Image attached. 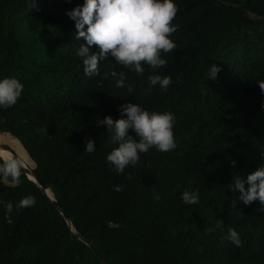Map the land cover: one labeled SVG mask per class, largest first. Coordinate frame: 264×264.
Wrapping results in <instances>:
<instances>
[{
    "label": "trees",
    "instance_id": "trees-1",
    "mask_svg": "<svg viewBox=\"0 0 264 264\" xmlns=\"http://www.w3.org/2000/svg\"><path fill=\"white\" fill-rule=\"evenodd\" d=\"M175 2L177 47L157 70L173 83L146 95L147 67L138 75L108 57L99 75H84L76 55L84 41L66 15L83 0H37L31 9L26 0H0V77L24 84L16 105L0 109V134L22 147L71 224L23 170L17 187L0 176L4 201L36 198L11 213L0 207V264H264L261 205H234L239 194L227 188L234 174L264 163V0ZM211 64L221 69L214 80L206 77ZM106 72H123L133 92L116 89ZM127 102L172 112L177 147L153 148L117 174L106 161L116 145L98 123L120 118ZM86 138L96 144L92 154ZM185 190H198L199 203H182ZM229 228L240 247L225 239Z\"/></svg>",
    "mask_w": 264,
    "mask_h": 264
},
{
    "label": "clouds",
    "instance_id": "clouds-1",
    "mask_svg": "<svg viewBox=\"0 0 264 264\" xmlns=\"http://www.w3.org/2000/svg\"><path fill=\"white\" fill-rule=\"evenodd\" d=\"M31 8L37 6V0H26ZM178 12L175 0H83L66 12L74 21L76 32L74 38L80 43L76 55L81 58L84 75L97 76L100 73V62L111 57L116 65L131 69L138 75H143L145 68L151 69L147 77L148 87L144 94H151L154 88L167 91L173 83L171 76L161 75L158 69L167 64L165 55L176 49L177 44L171 34L177 31L178 25L172 23ZM93 46L97 49L93 51ZM221 71L216 64L208 65L207 79H216ZM111 75L115 78L116 89L126 88L133 92V86L126 83L125 74L117 77L115 72L104 74V79ZM264 93V82L258 83ZM24 84L15 76L0 77V109L11 108L21 98ZM264 110V101L260 104ZM121 117L113 119L111 115L100 119L98 125H103L109 133L110 141L116 145L107 155L106 161L117 174H123L126 168H135L140 162L141 154L151 149L158 152H171L177 147L174 138L175 116L170 111H150L140 103H123L118 105ZM96 144L91 138L85 139L84 152L94 153ZM236 160L230 164L235 166ZM21 164L16 159H4L0 162V176L11 179V186L21 183ZM232 193H238L237 202L250 205L259 201L261 212H264V163L246 176L233 175L227 185ZM113 191H123L122 185L113 186ZM153 198L159 201L160 196L153 193ZM182 203L195 205L199 203L198 190H185L181 193ZM36 204V198L27 195L19 199L15 206L10 201L0 198V207L6 212L29 208ZM225 239L236 247L242 244L239 232L229 228Z\"/></svg>",
    "mask_w": 264,
    "mask_h": 264
},
{
    "label": "water",
    "instance_id": "water-1",
    "mask_svg": "<svg viewBox=\"0 0 264 264\" xmlns=\"http://www.w3.org/2000/svg\"><path fill=\"white\" fill-rule=\"evenodd\" d=\"M0 148L3 150L8 151L11 155H12V159H16L20 162L21 164V170L24 171V173L28 176L29 179L33 180L35 183H37L41 190L43 191V193L52 201L53 205L61 212V214L64 216V218L66 219V222L68 223L69 226H71L69 219L67 218V216H65V214L63 213V211L61 210V208L59 207V205L56 203L54 197H50L49 194L47 193V187L44 186L40 180L32 173L31 169L29 167H27L26 165L23 164V162L20 160V158L18 157V155L16 154L15 150L7 145V144H3L0 143ZM0 157H2L0 155ZM2 159L4 160V158L2 157Z\"/></svg>",
    "mask_w": 264,
    "mask_h": 264
},
{
    "label": "rangeland",
    "instance_id": "rangeland-1",
    "mask_svg": "<svg viewBox=\"0 0 264 264\" xmlns=\"http://www.w3.org/2000/svg\"><path fill=\"white\" fill-rule=\"evenodd\" d=\"M17 30H18V35L20 36V38L24 39V38H27L29 33L28 31L26 30V27L20 23L18 24L17 26ZM45 50V48H42V52ZM5 135V134H4ZM2 134H0V143H4V144H10L11 147L14 148L15 152L17 153V155L22 159L26 160V163H27V166H29V168L31 169L32 166H33V163L31 161H29L26 156H25V153H24V150L22 149V147L18 144V143H13L14 140H9L6 136H4ZM8 142V143H7Z\"/></svg>",
    "mask_w": 264,
    "mask_h": 264
},
{
    "label": "bare ground",
    "instance_id": "bare-ground-1",
    "mask_svg": "<svg viewBox=\"0 0 264 264\" xmlns=\"http://www.w3.org/2000/svg\"><path fill=\"white\" fill-rule=\"evenodd\" d=\"M0 155H1L4 159L12 158V155H11L8 151L3 150V149H1V148H0ZM18 157H19V156H18ZM19 158H20V157H19ZM20 160L22 161L21 158H20ZM22 162H23V161H22ZM23 164L26 165L24 162H23ZM48 190H49V189H47V193H48ZM48 194H49V193H48ZM49 196L52 197V196H51V193L49 194Z\"/></svg>",
    "mask_w": 264,
    "mask_h": 264
}]
</instances>
